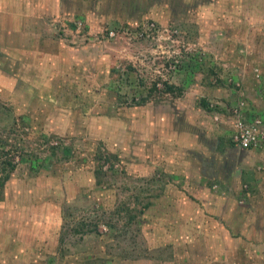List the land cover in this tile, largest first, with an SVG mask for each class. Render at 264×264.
<instances>
[{"label": "rangeland", "instance_id": "obj_1", "mask_svg": "<svg viewBox=\"0 0 264 264\" xmlns=\"http://www.w3.org/2000/svg\"><path fill=\"white\" fill-rule=\"evenodd\" d=\"M102 1H109V5L114 7L117 0H95L94 3L100 2L99 7H88L85 12L97 10L103 16L105 7L109 5L100 8ZM182 1L119 0L120 7L116 11H121L120 20L116 16L106 21L97 19L94 14L82 16L84 30L78 38L67 32L68 20L62 24L48 23L51 33L61 40L68 53L76 52L74 55L80 63L86 58L87 62L81 67L82 74H97V69L89 70L90 63L105 59L111 85L107 87L111 93L107 92V87L96 86L97 96L79 93L72 102H59L55 98L54 106L46 103V107H50L41 113L39 109L34 110L38 105L36 101H23V93L19 95L18 102L14 95L0 94V179L9 174V179L0 188V255H7L1 250L9 244L19 259L23 256L32 264H140L138 260H142V264H190L179 261V255L170 246L162 244L168 242V234L170 242L177 241L176 235L183 222L178 215L167 218L165 214L142 212L146 204L150 205L159 198L156 186L161 179L159 173L155 171L144 177L138 175L132 167L134 157L125 148L126 159L120 155L122 144L119 137H115L118 119L133 121L135 114L133 109H119L134 108L142 97L156 102L158 96H167L154 86L160 79L163 64L155 48L158 44L164 49L173 48H168L169 45L162 41L129 40L122 34L101 43L94 40L111 27L133 31L147 21L154 22L160 28L168 29L169 33L175 31L176 41L184 44L183 58L176 73L191 68L192 58L203 61L205 54L200 29L215 28L209 27L208 22L206 26L199 27L198 22L189 17L196 8H185ZM218 1V11L212 10L211 13L218 14V31H222L237 23L232 16L241 10L236 7L239 0ZM261 1L250 0L248 9L259 10ZM156 3L160 6H154ZM136 9L147 14L142 16V21H128V13ZM173 12H182L185 17L179 15L172 20ZM195 13L203 15L206 12L197 9ZM184 18L190 22H182ZM235 25L237 33H246L242 23ZM252 31V42L237 44L242 53L239 56L247 62V56L252 54L251 45L264 46V22ZM225 45L231 48L229 43ZM101 66L98 64L102 73ZM253 73L258 79L259 67H255ZM174 76L170 73L168 81H172ZM225 81L231 85V76L225 77ZM138 82H141L139 87ZM176 93L179 92L175 90L172 95ZM169 99L172 98H164ZM111 137L117 139L109 144ZM128 146L135 153L134 148ZM9 162L14 165L13 170H10ZM26 208L29 210L22 213ZM30 213L32 226L23 229L18 223L28 220ZM39 215H42L40 220ZM45 215L48 217L46 224L42 222ZM157 217L161 225L154 232L150 231L149 224L154 223ZM174 222L179 224L174 227ZM17 225L20 228L16 229ZM260 248L247 246L244 256L252 254L250 249L255 252ZM232 259V256H219L218 261L195 259L192 264H232ZM246 261L249 263L248 258Z\"/></svg>", "mask_w": 264, "mask_h": 264}, {"label": "crops", "instance_id": "obj_2", "mask_svg": "<svg viewBox=\"0 0 264 264\" xmlns=\"http://www.w3.org/2000/svg\"><path fill=\"white\" fill-rule=\"evenodd\" d=\"M93 1L0 0V94L14 95L18 102L23 93V101H36L38 105L34 110L39 109L41 113L54 106L53 101L57 99L72 102L79 93L97 96L96 86L111 87L104 58L90 63L89 70L97 69V74H82L86 58L80 63L74 55L76 52L68 53L48 25L72 19L83 21L82 16L89 14L103 18L102 21L110 20L111 16L120 20L121 11H116L120 7L119 0L114 7L109 1H102L100 8L109 5L103 16L97 10L85 12L88 7H99L100 2ZM261 2L259 10L248 9L250 0L236 3L241 12L232 19L246 27L242 35L235 31L237 23L218 31V14L211 13L218 11V0H183L181 5L185 8H196L189 17L197 21L199 27L208 22L209 27L215 28L200 29L205 44L202 45L203 61L192 58L191 68L175 73L172 81L165 84L170 83L172 91L165 87L158 89L172 99L164 100L167 96L161 95L156 102H151L149 97H142L134 108L119 109L135 111L133 121L118 119L115 137H119L124 152L120 155L126 159L124 148L127 149L134 157L132 167L138 175L149 176L156 171L161 178L156 185L158 200L146 204L142 212L165 214L167 218L178 215L183 221L177 241L170 242L168 234V242L162 243L170 246L182 262L192 264L195 259L213 262L218 261L219 256H232V264H256V261L264 264V149H243L233 143L231 136L236 118L229 112L242 100L245 102L241 115L244 121L256 117L264 121V46L251 45L252 56H247L248 62L239 56L237 48V44L252 42V28L264 22V0ZM197 9L206 13L199 17L195 13ZM128 14V21L139 22L147 13L136 9ZM179 15L185 17L182 12H173L171 19L176 20L174 17ZM124 16H127L125 12ZM183 21L190 22L186 18ZM226 43L231 48H227ZM255 67L260 69L258 79L253 73ZM228 75L232 78L231 85L225 81ZM175 90L179 93L172 95ZM107 92L111 93L108 87ZM212 102H218L217 109L209 107ZM46 103L50 106L46 107ZM125 115L128 116V112ZM216 115L217 121L214 120ZM115 137L109 138V144L117 139ZM158 217L149 224L150 231L154 232L161 225ZM41 218L39 215L38 219ZM47 218L45 215L42 222L46 224ZM30 223L31 213L28 220L18 224L29 229ZM173 224L176 227L179 223ZM150 236L153 238L152 234ZM6 245L1 251L7 255H0V264H32L23 256L19 259L13 248ZM250 245L261 248L255 252L250 249L252 254L244 256L245 248ZM138 262L142 264V260Z\"/></svg>", "mask_w": 264, "mask_h": 264}, {"label": "built area", "instance_id": "obj_3", "mask_svg": "<svg viewBox=\"0 0 264 264\" xmlns=\"http://www.w3.org/2000/svg\"><path fill=\"white\" fill-rule=\"evenodd\" d=\"M70 26L67 29L69 34L73 35V37L78 38L79 35L82 34L84 30L83 22L81 20L72 19L69 21ZM128 36L129 40H150L151 42H164L169 45L168 48L173 49H164L161 44H158L155 48L156 51L161 55V59L163 60L162 64V73L159 75V81L154 83V86L157 89H163L165 87L166 82L168 81V76L170 73L175 74L180 66L181 59L183 58V48L184 44H181L179 41H176L175 31L169 33L168 29L160 28L154 22H145L139 27L135 28L133 31L131 30H123L117 27H111L106 29L99 37L95 38L98 43H101L105 40H112L118 38L120 35ZM75 43V41H72ZM126 70L125 68H123ZM140 76V75H139ZM239 87V84H236ZM138 100V98H135ZM219 106L218 102L210 103L209 107L211 109H217ZM245 107V102L239 100L236 105H234L229 112L232 116H234L235 122L233 124V131L231 139L234 144L238 145L243 149H264V121L258 117L253 118L251 121H244L242 118V112ZM214 120H218V115L214 117Z\"/></svg>", "mask_w": 264, "mask_h": 264}, {"label": "trees", "instance_id": "obj_4", "mask_svg": "<svg viewBox=\"0 0 264 264\" xmlns=\"http://www.w3.org/2000/svg\"><path fill=\"white\" fill-rule=\"evenodd\" d=\"M165 89L166 90H168V91H172V87L171 86H165ZM8 164V166H9V168H10V170H13L14 169V165H12V163L11 162H9V163H7ZM9 179V174L8 173H6V175L5 176H3L1 179H0V188H2L3 187V185H4V182L6 181V180H8Z\"/></svg>", "mask_w": 264, "mask_h": 264}]
</instances>
